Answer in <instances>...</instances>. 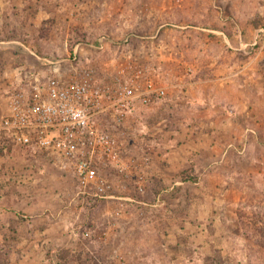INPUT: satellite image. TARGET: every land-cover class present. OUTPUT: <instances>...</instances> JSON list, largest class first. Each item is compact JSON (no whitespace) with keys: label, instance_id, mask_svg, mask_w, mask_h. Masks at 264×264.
Segmentation results:
<instances>
[{"label":"rangeland","instance_id":"rangeland-1","mask_svg":"<svg viewBox=\"0 0 264 264\" xmlns=\"http://www.w3.org/2000/svg\"><path fill=\"white\" fill-rule=\"evenodd\" d=\"M87 74L118 197L1 130L0 264H264V0H0V117ZM148 81L166 93L120 116L119 84Z\"/></svg>","mask_w":264,"mask_h":264},{"label":"built area","instance_id":"built-area-1","mask_svg":"<svg viewBox=\"0 0 264 264\" xmlns=\"http://www.w3.org/2000/svg\"><path fill=\"white\" fill-rule=\"evenodd\" d=\"M88 76L69 80L53 76L17 88L8 98V111L0 117V129L17 144L36 145L72 164L78 196L116 198L114 184L102 166L124 168L115 140L94 120V114L103 110L102 95ZM165 93L153 81L120 83L114 106L125 116L138 98L148 101Z\"/></svg>","mask_w":264,"mask_h":264},{"label":"crops","instance_id":"crops-1","mask_svg":"<svg viewBox=\"0 0 264 264\" xmlns=\"http://www.w3.org/2000/svg\"><path fill=\"white\" fill-rule=\"evenodd\" d=\"M7 111H8V108H7V110L3 113V115L6 114ZM3 115H2V116H3ZM1 130H3V129H0V132H1Z\"/></svg>","mask_w":264,"mask_h":264}]
</instances>
